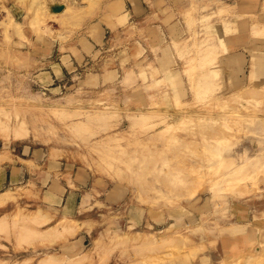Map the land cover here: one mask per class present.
Listing matches in <instances>:
<instances>
[{
  "label": "rangeland",
  "instance_id": "rangeland-1",
  "mask_svg": "<svg viewBox=\"0 0 264 264\" xmlns=\"http://www.w3.org/2000/svg\"><path fill=\"white\" fill-rule=\"evenodd\" d=\"M207 18L197 36L208 35L190 47L181 38L169 45L159 28L156 48L147 50L139 39L150 34L126 0H0V165L26 143L59 147L66 160L113 182L108 196L124 193L119 205L97 202L94 219L78 221L35 210L14 189L0 200V264H264V170L238 178L230 173L241 159L221 161L240 149L264 150L252 134L264 117V84L232 90L244 71L224 70L237 61L206 64L203 50H228L218 35V43L205 40L217 33ZM101 27L100 55L48 83L45 62L89 31L97 39ZM252 28L254 57L264 51V27ZM247 90L263 99L243 98ZM201 193L207 209L226 196H245V204L204 212Z\"/></svg>",
  "mask_w": 264,
  "mask_h": 264
},
{
  "label": "crops",
  "instance_id": "crops-1",
  "mask_svg": "<svg viewBox=\"0 0 264 264\" xmlns=\"http://www.w3.org/2000/svg\"><path fill=\"white\" fill-rule=\"evenodd\" d=\"M126 1L131 6L136 25L144 28L150 34L146 39H139L141 45L143 44L147 50L156 48L155 42L157 38H154L153 35L159 28L164 29L169 45H171L170 43L173 40L177 39L178 41L181 38L183 46L190 47L193 41L197 42L198 37L208 35L200 32L201 35L197 36V29H200L199 26L201 25V16L206 15L208 17L207 21H203L204 23H202L204 25L208 24L217 33L215 34L216 36L212 34V36L205 38V40L217 42L214 40L218 35V37L223 38L225 45L228 46V50L222 54L213 49L203 50V53L208 58L204 61L214 63L213 60L218 58V56L223 58L227 56L226 60L237 61L234 66H229L231 67L229 70L227 68L224 70V72L231 71L233 74H239V72L244 71V77L239 75L241 82L233 85L232 90L236 88H255L261 90L260 88L264 84V82H261L264 79V61L260 60L258 62V60L260 57L264 58V51L260 52V55L255 53L256 56L254 58L253 54H249L248 47H250L249 41L252 37H255L251 31L252 27H264V0ZM222 8L223 12L219 11ZM225 27L230 29V31L226 32ZM95 28L97 31H100L99 25L95 26ZM101 29L103 35L101 33V35L98 34L97 39L93 38L89 34V31V33L76 38L74 46H68L69 49L66 48L62 54H59L56 60L45 62V67L49 69L46 70L49 75V80L47 79L48 83L53 82L54 78H62L66 73L74 71L85 59L93 61L94 57L100 55L102 50L101 44L103 43L102 38L104 37L103 27ZM231 29L235 30L232 31ZM238 40L242 42L240 45L239 43L233 44V42L235 43ZM258 40H264V34H260ZM213 46L217 47V44L214 43ZM182 55L184 58H187L184 62H188L189 64L192 61L191 53L188 52L185 56L183 53ZM246 61L248 63L247 69L244 70L243 66ZM213 63L210 66H213ZM249 63L255 66L254 69H250ZM250 71L256 74L254 77L256 80L254 78L250 81L248 80ZM166 73H169V70ZM103 83V75H101L97 79V85H102ZM260 99H263V95L258 96V100ZM257 123L255 125H258V130L252 129V134L256 135L258 139L262 138L259 141L263 143L264 117L259 116ZM254 146L257 147L256 145ZM241 147L243 145L237 148ZM241 150L245 149H240L238 152ZM256 152H262L264 155L263 148L253 151V153ZM231 156L236 159L238 154H232ZM97 178L94 174L90 175L87 169L77 162L68 161L63 158V151L59 147H49L42 144L31 145V143H26L13 156L11 162L1 163L0 165V189L2 187H8L5 190L9 191L17 189L19 195L22 196L20 200L23 203L28 202L35 210L39 208L41 212H58V214L64 212L69 218L72 217L78 221L88 217L92 218L94 212H98L97 208L100 207L96 204L97 202L104 204L109 209L123 202L124 193L122 191L108 196L109 192L114 188L113 182H109L105 178H101V180H97ZM204 191L207 197L209 195L208 190ZM200 197L201 205L200 207L197 205V209L204 212H216L218 209L217 212H231V205L233 203L239 202L243 205L245 204V196H226L223 198L226 202L221 207L217 209L213 208V203H210V207L207 209L203 205L204 198L202 193ZM8 203H11V201H8ZM225 205L228 208L224 210ZM83 207L85 208L84 210H82ZM102 210L104 209L102 208ZM254 211L261 212L260 209H255ZM245 212H251V210L246 208ZM246 217L238 219L237 222L245 224ZM232 221L230 220L228 224ZM219 240L222 241L221 238ZM220 248V254H225L223 246Z\"/></svg>",
  "mask_w": 264,
  "mask_h": 264
},
{
  "label": "bare ground",
  "instance_id": "bare-ground-1",
  "mask_svg": "<svg viewBox=\"0 0 264 264\" xmlns=\"http://www.w3.org/2000/svg\"><path fill=\"white\" fill-rule=\"evenodd\" d=\"M227 28V27H226ZM206 64H208V66L209 65H211L212 64V62L211 61H207L206 62ZM251 72V74L253 75V78L256 76V74H254L253 73V71H250ZM250 75V74H249ZM254 90H257V89H254ZM254 90H251L250 92H252V91H254ZM239 91V90H238ZM242 91V90H241ZM248 92V93H247ZM249 92V90H247V91H243V93L242 94H240L241 96H243V98H245V95L246 94H248V95H250V94H255V98H253V99H255L256 101L258 100V96H260V95H262V93H261V91H260V93L258 92V91H254V92H252V93H250ZM264 94V93H263ZM248 95H246V96H248ZM259 102V101H258ZM169 125H171L170 123H168V126ZM252 125H253V122H252ZM18 129V128H17ZM20 130V129H19ZM19 130H18V132H19ZM17 131V130H16ZM16 133V132H15ZM16 134H18V133H16ZM21 135V134H20ZM19 135V136H20ZM220 141H223L222 139H220V140H218L217 142H218V144H220V145H222L223 143L222 142H220ZM260 142V141H259ZM222 143V144H221ZM261 143V142H260ZM248 152V150H241L240 152H238V159H241L239 162H238V164H236L232 169H233V173L231 172L230 174H232V175H234V176H236V177H238L239 178V176H240V178L242 177V178H245L250 172H251V170L252 169H254V170H258V171H263L264 170V155L262 154V152H256V153H247ZM221 161H223L226 165L225 166H229V165H232V163L234 162V157L233 156H223V158H221ZM224 176V175H223ZM228 176H230L231 177V175H227L225 178V181L229 184L230 182H228V181H231V180H229V179H231L230 177H228ZM229 178V179H228ZM238 178H236V179H238ZM233 179H234V177H233ZM228 180V181H227ZM235 180V179H234ZM234 180H232V182L234 181ZM231 182V183H232ZM227 184V185H228ZM212 185V184H211ZM230 185H233V184H230ZM225 186V185H224ZM226 187V186H225ZM214 188V187H213ZM217 188V187H216ZM9 192H11V191H9V190H1L0 191V200H2L3 199V197L6 195V194H8ZM11 197V196H10ZM6 198V197H5ZM49 229H47V231H48ZM51 230V229H50ZM53 231V230H52ZM67 231V230H66ZM36 233H38V232H36ZM45 233V235H46V232H44ZM40 234V233H39ZM38 234V235H39ZM47 234H49V232L47 233ZM37 235V234H36ZM44 237V236H43ZM255 255V254H254ZM256 256V255H255ZM249 257H250V255H249ZM246 258H248V256L246 257ZM42 260V259H41ZM248 259H245L244 260V263H246V261H247ZM48 262V261H47ZM249 261H247V263H248ZM49 263V262H48ZM38 264H40L39 262H38Z\"/></svg>",
  "mask_w": 264,
  "mask_h": 264
},
{
  "label": "water",
  "instance_id": "water-1",
  "mask_svg": "<svg viewBox=\"0 0 264 264\" xmlns=\"http://www.w3.org/2000/svg\"><path fill=\"white\" fill-rule=\"evenodd\" d=\"M52 9H54V10H57V9H59V8H57V7L53 6V8H52Z\"/></svg>",
  "mask_w": 264,
  "mask_h": 264
}]
</instances>
